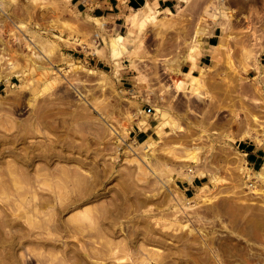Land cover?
Here are the masks:
<instances>
[{
  "label": "rangeland",
  "instance_id": "1",
  "mask_svg": "<svg viewBox=\"0 0 264 264\" xmlns=\"http://www.w3.org/2000/svg\"><path fill=\"white\" fill-rule=\"evenodd\" d=\"M175 4L0 0V264H264V0Z\"/></svg>",
  "mask_w": 264,
  "mask_h": 264
},
{
  "label": "crops",
  "instance_id": "2",
  "mask_svg": "<svg viewBox=\"0 0 264 264\" xmlns=\"http://www.w3.org/2000/svg\"><path fill=\"white\" fill-rule=\"evenodd\" d=\"M175 2L176 0H125V6L128 10L136 11L142 9L147 5H151L153 8H156L158 10L161 9L162 11L172 13V10L175 8L176 5ZM98 9L100 11H103L102 8H98ZM104 9H106L104 10V13L107 14L108 17H112L115 20L120 19L119 17H117L119 4L109 2L105 5ZM218 30L219 29L216 28L212 32V34L207 38V44H208L207 49H211L217 46L215 45V42L217 41L218 38ZM204 58L207 59L208 55L206 54ZM241 151L247 157V160L251 165H253L254 167H261V169L264 168V150L257 149L256 147H253L251 144L248 145L244 144L243 149H241ZM188 189L191 190L192 188L188 187Z\"/></svg>",
  "mask_w": 264,
  "mask_h": 264
},
{
  "label": "bare ground",
  "instance_id": "3",
  "mask_svg": "<svg viewBox=\"0 0 264 264\" xmlns=\"http://www.w3.org/2000/svg\"><path fill=\"white\" fill-rule=\"evenodd\" d=\"M65 1H68V0H65ZM3 4V3H2ZM1 4V5H2ZM151 11H152V9H151ZM150 13H152V12H150V10L148 11V10H146V17H147V19H152L151 18V14ZM153 15V14H152ZM202 74H203V72H202ZM256 176L260 179V180H262V181H264V168L263 169H261V171L260 172H257L256 173ZM251 178V177H250Z\"/></svg>",
  "mask_w": 264,
  "mask_h": 264
}]
</instances>
